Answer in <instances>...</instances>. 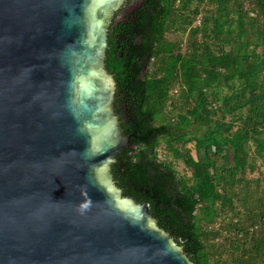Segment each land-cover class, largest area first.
Instances as JSON below:
<instances>
[{
	"label": "water",
	"instance_id": "1",
	"mask_svg": "<svg viewBox=\"0 0 264 264\" xmlns=\"http://www.w3.org/2000/svg\"><path fill=\"white\" fill-rule=\"evenodd\" d=\"M128 1L0 0V264H194L112 173L135 134L106 63Z\"/></svg>",
	"mask_w": 264,
	"mask_h": 264
},
{
	"label": "trees",
	"instance_id": "2",
	"mask_svg": "<svg viewBox=\"0 0 264 264\" xmlns=\"http://www.w3.org/2000/svg\"><path fill=\"white\" fill-rule=\"evenodd\" d=\"M172 33H187L185 47ZM108 40L115 109L135 133L112 164L116 184L151 202L192 263L264 264L261 183L244 185L252 141L264 152V0H142ZM162 142L191 178L160 157Z\"/></svg>",
	"mask_w": 264,
	"mask_h": 264
},
{
	"label": "rangeland",
	"instance_id": "3",
	"mask_svg": "<svg viewBox=\"0 0 264 264\" xmlns=\"http://www.w3.org/2000/svg\"><path fill=\"white\" fill-rule=\"evenodd\" d=\"M199 22L200 21H197L195 22V24H199ZM169 37L173 41H182L184 47L187 43V33L186 34L172 33L169 35ZM213 125H214L213 121H207L206 123L202 125L201 132L204 129L206 130ZM188 146L191 148L192 154L196 157L197 150L195 147V143L191 142L189 143ZM251 154L256 159L257 168L255 171H246L244 185H245V188H248L250 186V189L255 190L257 188L258 181H260L261 186L259 187V193L262 195V197H264V152H261L260 150H258L257 146L254 144L253 141L251 143ZM159 155L162 159L171 160L176 165V168L180 175H184L187 178H191L193 174V170L191 168L186 167L184 162L181 160L174 161L173 156L167 153L164 142H162L161 146L159 147ZM228 155H229V159L232 160L231 154L229 153ZM219 161L222 163L223 159L219 158Z\"/></svg>",
	"mask_w": 264,
	"mask_h": 264
},
{
	"label": "flooded vegetation",
	"instance_id": "4",
	"mask_svg": "<svg viewBox=\"0 0 264 264\" xmlns=\"http://www.w3.org/2000/svg\"><path fill=\"white\" fill-rule=\"evenodd\" d=\"M136 1L139 2V3H137L134 6H131L128 10H126L123 13V11H124L123 9H126L129 5H131V3L136 2ZM141 1L142 0H130V1H128L127 5L122 10H120L118 12L117 18L114 20L115 21V24H117L119 20L123 19L129 12H132L134 9H136L140 5ZM121 13H123V16H121Z\"/></svg>",
	"mask_w": 264,
	"mask_h": 264
}]
</instances>
